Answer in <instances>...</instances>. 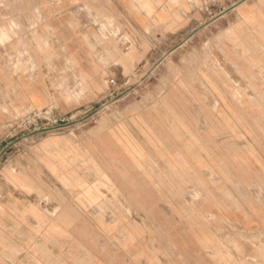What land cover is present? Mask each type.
Masks as SVG:
<instances>
[{
    "label": "crops",
    "instance_id": "crops-1",
    "mask_svg": "<svg viewBox=\"0 0 264 264\" xmlns=\"http://www.w3.org/2000/svg\"><path fill=\"white\" fill-rule=\"evenodd\" d=\"M1 37L0 128L160 70L0 166V264H208L220 229L264 259V0H0Z\"/></svg>",
    "mask_w": 264,
    "mask_h": 264
},
{
    "label": "rangeland",
    "instance_id": "rangeland-1",
    "mask_svg": "<svg viewBox=\"0 0 264 264\" xmlns=\"http://www.w3.org/2000/svg\"><path fill=\"white\" fill-rule=\"evenodd\" d=\"M107 23L105 28H109V24H112ZM112 28L114 27L111 26V30H113ZM0 39L9 40L8 37ZM194 43L195 39L185 44L177 53H168L167 56H170L166 61L171 60L174 56H177L178 59L189 56L190 46ZM161 59L163 58L157 56V61ZM159 70L157 66L140 67L134 71L132 79L128 76L120 80L114 77L107 78L103 91L98 95L96 101H86L71 111L54 109L15 111L7 125L0 128L2 134L4 132L0 144V166L15 155L29 152L32 144H36L50 135L74 134L81 136L91 127L101 124L103 117L107 114L116 112L131 102L140 101L141 97L145 96L147 90L156 82ZM112 188L116 187L112 186ZM200 195V193L186 195L183 197V202L188 204L191 199H201ZM182 215L183 221L189 216L188 213ZM222 232L221 229L218 230V233L222 234ZM228 232V236L225 238L220 234L217 235L213 249L215 254H212L213 260L208 264H264V259L255 260L250 255L244 254L243 248L241 249V245L238 244L239 237L236 229H230ZM198 264H206V262L199 261Z\"/></svg>",
    "mask_w": 264,
    "mask_h": 264
},
{
    "label": "bare ground",
    "instance_id": "bare-ground-1",
    "mask_svg": "<svg viewBox=\"0 0 264 264\" xmlns=\"http://www.w3.org/2000/svg\"><path fill=\"white\" fill-rule=\"evenodd\" d=\"M230 197H231V195H230ZM250 262H252V261H250Z\"/></svg>",
    "mask_w": 264,
    "mask_h": 264
}]
</instances>
